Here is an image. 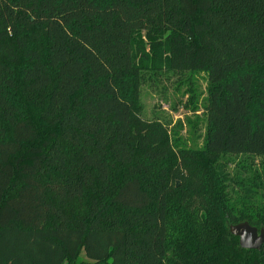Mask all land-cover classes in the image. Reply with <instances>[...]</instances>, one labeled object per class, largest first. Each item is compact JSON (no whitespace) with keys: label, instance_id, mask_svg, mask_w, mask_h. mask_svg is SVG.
Here are the masks:
<instances>
[{"label":"trees","instance_id":"1","mask_svg":"<svg viewBox=\"0 0 264 264\" xmlns=\"http://www.w3.org/2000/svg\"><path fill=\"white\" fill-rule=\"evenodd\" d=\"M162 57L208 81L203 151L165 165L137 107ZM227 155L264 157V0H0V264H264Z\"/></svg>","mask_w":264,"mask_h":264},{"label":"rangeland","instance_id":"2","mask_svg":"<svg viewBox=\"0 0 264 264\" xmlns=\"http://www.w3.org/2000/svg\"><path fill=\"white\" fill-rule=\"evenodd\" d=\"M146 52L150 54L149 49ZM137 66L138 115L141 120L164 125L168 130L173 156L164 165L176 158L179 161L180 151L182 155L202 152L207 137L206 73L171 71L164 57L160 61L150 59L147 63H137ZM214 167L229 180L232 206L264 210V157L221 156ZM236 180L242 182V190L236 189Z\"/></svg>","mask_w":264,"mask_h":264},{"label":"water","instance_id":"3","mask_svg":"<svg viewBox=\"0 0 264 264\" xmlns=\"http://www.w3.org/2000/svg\"><path fill=\"white\" fill-rule=\"evenodd\" d=\"M228 231L231 236L238 238V244L242 250L259 251L264 244V229L252 227L248 222L229 225Z\"/></svg>","mask_w":264,"mask_h":264}]
</instances>
